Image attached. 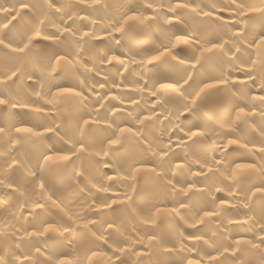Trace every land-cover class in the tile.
<instances>
[{
  "label": "bare ground",
  "instance_id": "obj_1",
  "mask_svg": "<svg viewBox=\"0 0 264 264\" xmlns=\"http://www.w3.org/2000/svg\"><path fill=\"white\" fill-rule=\"evenodd\" d=\"M257 9L0 0V264H264Z\"/></svg>",
  "mask_w": 264,
  "mask_h": 264
},
{
  "label": "snow or ice",
  "instance_id": "obj_2",
  "mask_svg": "<svg viewBox=\"0 0 264 264\" xmlns=\"http://www.w3.org/2000/svg\"><path fill=\"white\" fill-rule=\"evenodd\" d=\"M99 2V0H93V3H98ZM256 11H261V12H264V9H257ZM0 43H3V41H0ZM211 49H205V51H210ZM19 51H24V49L23 48H21V49H19ZM162 87L163 88H168V89H173V90H175L174 88H173V85H170V84H168V85H162ZM59 94V93H58ZM2 103H4V101L3 100H0V104H2ZM243 110H241V112H242ZM193 135H196V133H193ZM113 143H116V141H113ZM64 158H66V157H63L62 159H64Z\"/></svg>",
  "mask_w": 264,
  "mask_h": 264
}]
</instances>
